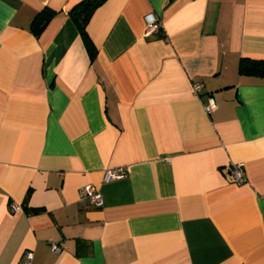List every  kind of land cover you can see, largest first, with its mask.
<instances>
[{"label": "crops", "instance_id": "0c3cea01", "mask_svg": "<svg viewBox=\"0 0 264 264\" xmlns=\"http://www.w3.org/2000/svg\"><path fill=\"white\" fill-rule=\"evenodd\" d=\"M81 1L0 0V264H264V0Z\"/></svg>", "mask_w": 264, "mask_h": 264}, {"label": "trees", "instance_id": "16d2710c", "mask_svg": "<svg viewBox=\"0 0 264 264\" xmlns=\"http://www.w3.org/2000/svg\"><path fill=\"white\" fill-rule=\"evenodd\" d=\"M104 1L105 0H82L69 12L72 20L84 38H87L85 27L90 16ZM53 14V11L47 8L40 11L32 22V32L38 35ZM238 71L240 74L244 75L264 77V59L241 57L238 64Z\"/></svg>", "mask_w": 264, "mask_h": 264}, {"label": "built area", "instance_id": "2783aa9c", "mask_svg": "<svg viewBox=\"0 0 264 264\" xmlns=\"http://www.w3.org/2000/svg\"><path fill=\"white\" fill-rule=\"evenodd\" d=\"M161 27V23L158 19L152 17L147 21L146 24V30L148 32H154L158 30ZM192 88L194 94L198 95L199 91L201 89V84L198 82H193L192 83ZM204 109L207 113H209L213 109V101L211 98H208L207 103L204 105ZM124 176V172L121 169H108L106 170L104 174V181L109 182L118 178H121ZM229 176H230V181L240 184L244 183L246 181L245 174L243 171V164L242 163H234L230 166L229 168ZM81 194L88 198L92 204L95 206H101L103 201L102 197L99 193V191L92 185H85L81 188ZM10 209L12 211H16L19 209V205L16 203L10 204ZM51 249L53 251H58L59 246L55 243L51 245ZM32 258V255L30 252H25L23 256V261L24 264H29L30 260Z\"/></svg>", "mask_w": 264, "mask_h": 264}]
</instances>
